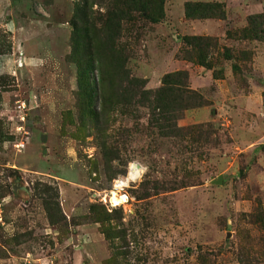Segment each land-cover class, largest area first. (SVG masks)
<instances>
[{
	"label": "rangeland",
	"instance_id": "obj_1",
	"mask_svg": "<svg viewBox=\"0 0 264 264\" xmlns=\"http://www.w3.org/2000/svg\"><path fill=\"white\" fill-rule=\"evenodd\" d=\"M262 12L0 0V264H264Z\"/></svg>",
	"mask_w": 264,
	"mask_h": 264
},
{
	"label": "trees",
	"instance_id": "obj_2",
	"mask_svg": "<svg viewBox=\"0 0 264 264\" xmlns=\"http://www.w3.org/2000/svg\"><path fill=\"white\" fill-rule=\"evenodd\" d=\"M188 6L189 4L185 5V16L189 18H206L211 17V19H218V20H224V11L222 8V5L220 3H211L205 5V8H209L211 10V15L209 16H192L188 14ZM82 23H85V31L88 30L92 31V25L90 21L83 20ZM243 37L247 39H253L256 41L264 42V12L255 14V15H249L246 18V27L242 31ZM195 38H193L194 40ZM84 64H81L80 62L77 63V74L79 79H86L85 84H96L94 81V78L92 77L93 70H94V64L93 59L91 55L87 54ZM162 84H165V81H162ZM128 174V171H127ZM55 205V204H54ZM44 210L46 214V218L49 222H54L57 219L53 218L52 214V208L49 206L48 203H44Z\"/></svg>",
	"mask_w": 264,
	"mask_h": 264
},
{
	"label": "bare ground",
	"instance_id": "obj_3",
	"mask_svg": "<svg viewBox=\"0 0 264 264\" xmlns=\"http://www.w3.org/2000/svg\"><path fill=\"white\" fill-rule=\"evenodd\" d=\"M140 175V168L138 165L132 164L130 166V170L128 171V174L125 177H122L121 179L115 180L112 184V189H116V191H109L113 192L116 195H119L121 198L120 203L122 202V196L123 193L120 191L119 187L125 185V183L133 181L135 178H138ZM118 190V191H117ZM122 195V196H121ZM115 200V199H114ZM109 204V202L107 201ZM110 205V204H109ZM111 206V205H110ZM112 207V206H111Z\"/></svg>",
	"mask_w": 264,
	"mask_h": 264
},
{
	"label": "built area",
	"instance_id": "obj_4",
	"mask_svg": "<svg viewBox=\"0 0 264 264\" xmlns=\"http://www.w3.org/2000/svg\"><path fill=\"white\" fill-rule=\"evenodd\" d=\"M23 107H24L23 103H20L19 101L15 102V108H16L15 112L17 113L16 117H17L18 121H20V122L23 120ZM16 130L19 133L20 132H24L22 126H20V125L16 126ZM22 147H23V143L22 142H19V143L14 145V148L17 149V150L21 149ZM128 183H125V185L128 184ZM123 187H124V185L120 186L119 189L121 190Z\"/></svg>",
	"mask_w": 264,
	"mask_h": 264
}]
</instances>
